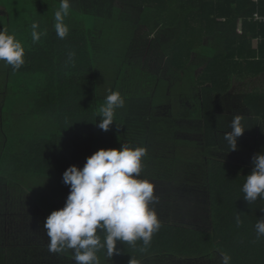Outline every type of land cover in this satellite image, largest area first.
I'll return each mask as SVG.
<instances>
[{
    "label": "trees",
    "instance_id": "trees-1",
    "mask_svg": "<svg viewBox=\"0 0 264 264\" xmlns=\"http://www.w3.org/2000/svg\"><path fill=\"white\" fill-rule=\"evenodd\" d=\"M7 1L0 22L25 63L13 71L0 61V264H76L74 250H48L44 221L69 194L63 172L121 144L146 149L138 178L154 185L161 227L143 251L140 240L117 241L111 257L100 249V264H221V253L264 264L255 230L264 199L248 204L242 192L264 152V23L252 18L264 2L70 0L60 39V0H10L14 23ZM33 21L46 32L35 43ZM109 90L124 105L103 131ZM236 114L247 129L229 151L223 135Z\"/></svg>",
    "mask_w": 264,
    "mask_h": 264
},
{
    "label": "clouds",
    "instance_id": "clouds-1",
    "mask_svg": "<svg viewBox=\"0 0 264 264\" xmlns=\"http://www.w3.org/2000/svg\"><path fill=\"white\" fill-rule=\"evenodd\" d=\"M70 0H60L54 13V30L60 39L69 33L65 17L69 15ZM39 22L31 23V38L38 42L46 32L39 31ZM25 49L14 34L6 28L0 30V61L19 70L24 61ZM68 62H74L75 52H68ZM124 99L118 91L109 90L104 104L99 108L97 126L108 131L114 122L116 109L122 108ZM243 116L234 115L231 131L223 135L229 151L237 150V140L247 129L242 124ZM146 155L144 147L121 144L119 149H99L86 157L82 168L69 166L62 180L70 188L63 208L52 211L45 219L43 230L49 238L48 250L62 253L74 250L76 264H100L97 252L106 248L111 257L117 251V241L134 244L143 242L142 251L152 240L161 224L154 209L149 205L157 202L154 185L139 179L141 159ZM252 170L242 187L243 199L251 204L264 199V152L252 157ZM236 224L242 223L237 213ZM98 230L106 233L103 243ZM256 239L264 237V218L255 224ZM231 257L221 253V264H230ZM136 264V262H131Z\"/></svg>",
    "mask_w": 264,
    "mask_h": 264
},
{
    "label": "rangeland",
    "instance_id": "rangeland-1",
    "mask_svg": "<svg viewBox=\"0 0 264 264\" xmlns=\"http://www.w3.org/2000/svg\"><path fill=\"white\" fill-rule=\"evenodd\" d=\"M4 1H6V0H4ZM7 5L10 6L11 12L14 13L12 15V23H14V22H16L18 20V14H16V12H17L16 8L18 7L19 4H13V5H11V1L8 0L7 1ZM1 18H3V17H1ZM2 20H4V19H2ZM0 24L2 25V29H3L4 22H0ZM168 110H169V107H163V111L161 110L159 114H161V113L164 114V112L166 113Z\"/></svg>",
    "mask_w": 264,
    "mask_h": 264
},
{
    "label": "built area",
    "instance_id": "built-area-1",
    "mask_svg": "<svg viewBox=\"0 0 264 264\" xmlns=\"http://www.w3.org/2000/svg\"><path fill=\"white\" fill-rule=\"evenodd\" d=\"M253 3H258V2H264V0H252ZM253 20L255 21H258L260 23H264V14H258V13H255L253 14ZM261 39H257L256 42H260Z\"/></svg>",
    "mask_w": 264,
    "mask_h": 264
}]
</instances>
